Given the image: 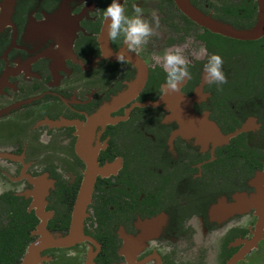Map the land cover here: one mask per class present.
I'll return each instance as SVG.
<instances>
[{
    "label": "flooded vegetation",
    "instance_id": "obj_1",
    "mask_svg": "<svg viewBox=\"0 0 264 264\" xmlns=\"http://www.w3.org/2000/svg\"><path fill=\"white\" fill-rule=\"evenodd\" d=\"M118 2L144 10L146 45L108 38L111 0H0V264L68 237L73 221L66 244L41 247L33 264H264V33L232 38L184 12L249 32L258 0ZM169 49L191 75L175 93L158 59ZM211 54L222 85L203 80ZM172 97L197 142L171 117Z\"/></svg>",
    "mask_w": 264,
    "mask_h": 264
},
{
    "label": "clouds",
    "instance_id": "obj_2",
    "mask_svg": "<svg viewBox=\"0 0 264 264\" xmlns=\"http://www.w3.org/2000/svg\"><path fill=\"white\" fill-rule=\"evenodd\" d=\"M132 15L126 14L125 7L118 0H111V3L104 10L107 23L108 38L112 41L123 37L127 48H138L146 45L153 36V24L144 18V10L137 5H132ZM155 26L159 27V18L155 11L152 14ZM125 52L121 50L117 54L120 63L125 61ZM163 67L166 71V81L163 86L164 91L178 92L181 85L191 78L188 64L189 61L180 54L179 49H169L162 58ZM223 58L218 54H211L203 68V80L208 84L222 85L227 82L223 72ZM67 143V141H65ZM188 225L194 227L198 232H202L201 223L198 216H193L188 221Z\"/></svg>",
    "mask_w": 264,
    "mask_h": 264
},
{
    "label": "water",
    "instance_id": "obj_3",
    "mask_svg": "<svg viewBox=\"0 0 264 264\" xmlns=\"http://www.w3.org/2000/svg\"><path fill=\"white\" fill-rule=\"evenodd\" d=\"M4 0V4H5ZM14 0H7V6L11 5L13 3ZM258 4H259V16H258V20L257 23L255 25V27L249 31V32H240V31H231L228 27L225 26H218L215 23L211 22L210 20H206L205 18H202L201 16H199L196 12H189L187 10H185L184 12H186V14L194 21H196L199 24H202L204 27L209 28L211 30H213L214 32H220L222 35H227L229 37L232 38H237V39H249V38H257L258 36H260L261 34L264 33V0H258ZM10 6V7H11ZM9 7V8H10ZM8 8V9H9ZM1 12H0V23L3 22V18H5V10L3 5H1L0 7ZM145 79V75L143 74H139V76L137 77L135 83V87L136 89H134V91H136L137 89H139ZM166 97H168V94H166ZM165 96H162L156 103H146L149 106H155L158 105L160 103H164L167 104L168 103V99H166ZM170 104H171V108L173 109L172 111V118L175 119L176 123L179 125V127H184L187 129V131H189V133L195 137V142H197L198 136H196V124L197 122L195 121H189V122H185L183 121V118L186 116L185 113H188L191 115L190 111L185 112V106H183L181 104V100L177 99L175 100V97H172L170 100ZM183 109V111L181 112V110ZM243 128V127H242ZM241 131V129L236 130L235 132L228 134L227 136H222L219 137L221 143L222 142H226L230 137L234 136L236 133H239ZM86 166L87 169L85 171V177H84V181L82 184V189L80 191V198L83 197V195H88L90 192V188L92 185V180H93V173L94 172V168L91 167L90 163L88 161H86ZM77 210V208L75 209V211ZM78 224L75 223V221L72 222V226L70 225V233L68 237L65 238H60V239H53V238H49L47 240V242H45L44 244L42 243H35L30 245L29 249L27 250L26 254L23 256V258L21 259V261L18 264H33L34 260L36 258V253L38 251V249H40L43 246H59V245H64L66 244V241L68 240V238H71V227L73 230L74 226H77Z\"/></svg>",
    "mask_w": 264,
    "mask_h": 264
},
{
    "label": "trees",
    "instance_id": "obj_4",
    "mask_svg": "<svg viewBox=\"0 0 264 264\" xmlns=\"http://www.w3.org/2000/svg\"><path fill=\"white\" fill-rule=\"evenodd\" d=\"M15 261H16V259L15 260H12V263L15 262Z\"/></svg>",
    "mask_w": 264,
    "mask_h": 264
}]
</instances>
